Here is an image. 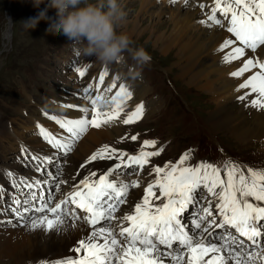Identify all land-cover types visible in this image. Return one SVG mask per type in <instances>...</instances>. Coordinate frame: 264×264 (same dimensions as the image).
I'll list each match as a JSON object with an SVG mask.
<instances>
[{"label":"snow or ice","instance_id":"obj_1","mask_svg":"<svg viewBox=\"0 0 264 264\" xmlns=\"http://www.w3.org/2000/svg\"><path fill=\"white\" fill-rule=\"evenodd\" d=\"M175 2L170 0V3ZM184 2L187 5L188 0ZM212 5L206 18L199 22L208 27L220 26L234 37L224 39L216 49L223 53L221 62L225 64L244 58L242 66L230 76L241 77L253 68L258 69L238 85L237 90L248 91L237 99L248 100L246 107L264 112V58H261L264 56V0H212ZM199 7L203 10L205 5ZM75 70L78 77H83L87 71ZM106 75L103 71L99 73L97 89ZM113 89L118 90L111 97L112 108L102 111L98 105L102 95H93L92 83L84 86L81 95L90 106L66 105L67 108H78L83 116L79 119L49 117L68 135L57 137L39 123L38 135L66 156L89 127L100 129L114 123L130 125L139 121L144 115L143 102L127 111L122 105L132 99V91L124 83L117 85L115 81L105 90L111 92ZM123 113L126 114L122 116ZM137 139L138 134L131 136V140ZM156 144V140H144L135 154L102 145L80 167L105 159L116 163L103 174L90 172L78 184L74 183L72 190L54 206V193L41 186L51 183L59 191L60 186L67 183L58 179L59 168L56 174H48L51 180H13V187L18 191L12 196L8 208L16 217L25 219L29 230L60 232L81 224L90 229L86 238L79 240L73 249L78 255L52 264H253L256 260L264 264V169L247 167L245 174L240 165L231 162H226L223 167L205 161L186 165L192 153L189 149L175 163L152 166L149 175L154 174L155 178L143 188V197L128 212L117 215L121 206L127 203L130 190L139 188L141 183L139 180L119 179V170L135 167L142 171L150 165L151 157H157L163 151L162 147L145 151L146 147ZM25 151L22 148V155ZM31 159L41 161L37 155H32ZM50 159L44 157L36 170L44 171V165ZM3 171L12 177L11 172ZM4 195L0 191V199ZM201 200L207 206L198 208L191 224L193 229H202L206 235L196 238L184 224L183 214L190 207L198 206ZM7 210L0 208V211ZM29 211L40 215L25 218ZM217 229L223 230L218 236ZM245 240L249 244L246 245Z\"/></svg>","mask_w":264,"mask_h":264},{"label":"rangeland","instance_id":"obj_2","mask_svg":"<svg viewBox=\"0 0 264 264\" xmlns=\"http://www.w3.org/2000/svg\"><path fill=\"white\" fill-rule=\"evenodd\" d=\"M154 1V7H159L164 4V6L170 7V9H173L174 11L176 8L180 9L183 5L182 3H184V0H176L175 3H170V0ZM189 1L191 0H188V2ZM6 2L7 0H0V189L4 188L5 193L3 199H0V208L8 210L0 211V228L14 226L20 219L15 215L9 216V208L7 207L11 202V197L9 198V195H6V191L10 188V183H12L13 180L19 181L24 178L22 175L24 164L34 162L36 163L37 168L42 162L33 161L31 159L32 155L27 151V147L34 146L32 147L33 151L43 153L45 157H47V153L43 152L47 150V148L44 147L46 145L37 140L36 129H34L36 123H39L37 120L40 119V117H38L40 116V110L38 107H49L50 109L48 111H53V108L59 104V102L56 101V98H67L68 95H73L83 101V104H86L87 100L83 99L81 95L83 87L92 83L93 91L94 89H97L96 84L99 82L100 72H106L107 77L113 74L112 70H108L111 68V64H107L106 67V65L98 62L94 56H76L72 51L70 44L71 41H69V39L63 34L47 33L45 31L49 24L47 20L39 21L34 29H29L28 31L22 27V21L29 17L36 16L37 13L44 8V4H41L39 8H34L31 4V0H9V4L4 8ZM45 2H47V0H45ZM93 2H95V0H93ZM119 3L121 4L123 11L126 13V16L118 24L117 32L126 33L133 41V47H143L151 56V61L141 68H149V73L146 75L150 79L152 90L147 98H152V94H157V92L164 93L167 96L165 99L170 106L167 110L168 114H171V116L166 119L165 123V131L168 134H162L161 137L163 139H170V133H174L175 130H178L180 135H183L185 131L184 126L188 125L189 122L194 119L193 126L190 130V135L194 138V144L192 146L202 144L204 142L203 136L210 134L215 141L218 142L220 139L226 146L235 149V151H237L236 155L241 156L242 152L246 156L248 154L264 161V156H262L263 158L261 157V154L264 155V150L259 144L256 143L254 146H250L248 143L239 142L226 132H217L211 127L208 120V112L213 110L215 101L212 99L210 100L206 89H198L193 85L184 83L181 78H178L177 69H172L173 62L176 60L172 59L168 53H166L167 55L162 54L154 42L147 37L148 35L143 32V29L132 30L128 27L129 20L138 12V0H119ZM46 15L54 18L55 9H49ZM138 17L140 22L148 23L149 18H147V16L140 13L138 14ZM168 17L169 13L166 12L162 16V19L168 20ZM66 42L67 44H65ZM126 56L129 62L134 65V62L127 53L124 54V57ZM76 68L87 69V71L83 77H78L75 70ZM91 79H93V81ZM142 81L144 80L142 79ZM165 82L169 84L170 88ZM144 84L148 88L146 92L147 94L149 87L145 81ZM108 87L109 83H106L105 80L99 86L100 94L103 98L111 96L114 93V89L111 92L106 91L105 89ZM164 87L169 90L170 95H168V91ZM136 91L137 89L135 86L134 92ZM135 95L137 96V94ZM172 95L173 97H170ZM237 97L235 98L236 100ZM142 102L144 103L145 101L142 100ZM139 103H141V101L135 103L134 107ZM161 103L162 100L159 99V97L153 99V106L155 108L160 106ZM66 105H76L73 102L69 103V100L61 104V106L66 111L81 112L78 108H67ZM182 110L186 112L189 111V114H182ZM160 115L161 114H159V116ZM196 117L200 118V123H195V119H197ZM142 118H144V120L133 127L137 128L145 123L141 131H137L138 133L148 132L153 127L152 124H147L150 123V119H152V113L144 114ZM205 126L212 132H207ZM44 128L51 133L52 130L57 133L60 132V129L57 126L53 127V129L48 128V126H44ZM122 130L123 129H121L120 126L116 130L113 128L112 130L109 129V133L104 139H102V142L97 145H101L106 140L112 139L113 136L117 138L127 136V132ZM133 135L134 133H128V137ZM86 138L87 133L77 143L69 157L65 159L64 164L58 166L53 163V161H50V164L46 166L44 165V171H38V173L40 175L44 173L49 174V170L52 171L53 167L56 168V172L59 168L61 170L59 176H62L64 180L67 181L68 175L66 170H70V177L71 172L73 171L72 169L74 168L73 165H75L77 160L82 159L86 155L87 148L83 149V146L81 145L84 142L88 147L91 145ZM183 140L184 139H181L180 141L183 142ZM129 145L135 146V142H130ZM22 148L26 150L24 155H22ZM93 148L94 147L91 146L88 151H92ZM80 150H84L83 154ZM61 160L63 161V159ZM3 170L11 172L13 174L12 177L6 176ZM47 174L45 176H47ZM31 178L39 179V176L34 169ZM65 185L66 184L61 185L59 191L56 190L54 197H63L65 194ZM41 187L44 188L45 191L53 190L52 192H54L51 183L42 185ZM11 191V196H13L18 190L13 188ZM21 199H23V197H21ZM58 201L59 200H56V202ZM5 203H7V207L3 206ZM33 203H36L37 206H39L37 202ZM29 207H31V205H29ZM37 215H39V213L29 211L25 214V218ZM24 223L25 222L19 223L15 227ZM200 236L201 235H197L196 232V238H199ZM67 255L70 254L62 255V257ZM60 257L61 256L57 258ZM52 259L53 258H49V261H42L39 259L34 263L24 261L23 263L41 264V262H44V264H51L56 258H54V260ZM17 263L23 264L19 261L12 262L9 257L0 259V264Z\"/></svg>","mask_w":264,"mask_h":264},{"label":"bare ground","instance_id":"obj_3","mask_svg":"<svg viewBox=\"0 0 264 264\" xmlns=\"http://www.w3.org/2000/svg\"><path fill=\"white\" fill-rule=\"evenodd\" d=\"M193 1L194 0L189 1L187 5H185V2L182 3L183 5L181 8H176L174 11L170 9V7L164 6V4L159 7H154V0H138V12L129 20L128 27L132 30L143 29V32L148 35L147 37L154 42L162 54L168 53L172 59L176 60L173 62L172 69H177V76L181 78L184 83L193 85L198 89H206L210 100L212 99L215 101L213 110L208 112V120L214 130L217 132H226L239 142L248 143L250 146H254V144L257 143L264 150V112L258 111L250 106L246 107L245 105L248 104V100L241 101L237 99V101L235 99L237 96H241L248 91L247 89L237 90L238 85L247 79L253 72L258 71V69L253 68L249 70V72L244 73L241 77H232L229 75L232 71L242 66V60L244 58L229 64L221 62L223 53L217 52L216 49L224 39L230 38V35L217 26L213 25L212 27H208L200 23L199 21L203 20V17L198 14ZM166 12L169 13L168 20L162 19V16ZM140 13L149 18L148 23L140 22L138 19V14ZM248 53L251 54V51L248 50ZM261 58H264V56ZM135 86L137 91L134 92V94H137L140 98L143 97L148 90L144 81H142V79L136 81ZM251 98L252 97L249 99ZM120 99H122V97H120ZM68 100L69 103L73 102L76 105L86 107L85 104L82 103L83 101L73 95H68L67 98H56L59 104L56 105L53 110L60 113L64 112L61 104ZM122 106L125 107L127 111H130L133 108V103L127 101ZM44 114H46V116L40 117L37 122L43 127L48 126V128L53 129L56 125H54V120L49 119L52 114H49V112H45ZM68 114L76 119L84 115V113L77 111ZM123 115L125 114H122V116ZM118 124L119 123H114L112 126H103L100 129L88 130V139L86 138V140H89L91 145L88 147L85 142L81 145L83 149L87 148L86 154H89L88 150L91 146L94 147V145L102 142V139L109 133V129L112 130L113 128L116 130L119 127ZM34 129L38 132L37 126H35ZM52 133L59 136L56 131L52 130ZM39 138L44 140L40 135ZM30 150L33 154L41 156V161L45 157L43 153L33 151L32 147H30ZM80 151L83 154L84 150ZM82 161L83 158L77 160L75 165H73L74 168L69 177V180L73 183H79L80 180L88 176L87 167H77ZM50 163L51 162L48 164ZM25 167L32 169V172L27 178L32 179L33 169L38 174V171L34 168L32 163ZM149 169L148 166V170ZM54 171L56 172L55 167L52 168V171L49 170V173L55 174ZM38 176L39 179L42 180H51L48 174L47 176ZM143 181L146 182L147 178H144ZM0 191L2 190L0 189ZM35 191H39V189H35ZM138 191L139 188L136 190L131 189L129 195H138ZM10 197L12 198V196ZM55 202L56 201H53V204H55ZM3 206L7 207V203ZM13 215L15 214L9 208V216ZM18 221L17 224L25 222V219L20 218ZM191 222L192 220H189V224L192 228ZM16 225L8 228H0V259L9 257L12 262L19 261L21 263L24 261L34 263L39 259L42 261H49V258H53L52 260H54V258L59 259L57 257L72 253V249L77 247L78 241L85 239L86 233L90 231L88 227L82 224L79 227L67 228L60 232L42 231L40 229L29 230V228L25 226V223L15 227ZM193 235L196 237V232L193 233Z\"/></svg>","mask_w":264,"mask_h":264},{"label":"clouds","instance_id":"obj_4","mask_svg":"<svg viewBox=\"0 0 264 264\" xmlns=\"http://www.w3.org/2000/svg\"><path fill=\"white\" fill-rule=\"evenodd\" d=\"M34 8L44 4L36 16L22 21L25 30L34 29L38 22L47 20V33H61L71 41L76 56L92 57L104 65L124 59L127 53L134 62L129 76H139L137 69L151 61L143 47H133L131 38L117 32L118 24L125 18L119 0H31ZM55 9V17L46 15Z\"/></svg>","mask_w":264,"mask_h":264}]
</instances>
